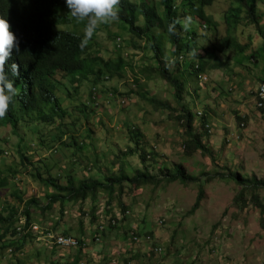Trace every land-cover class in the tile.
Here are the masks:
<instances>
[{
  "label": "rangeland",
  "instance_id": "obj_1",
  "mask_svg": "<svg viewBox=\"0 0 264 264\" xmlns=\"http://www.w3.org/2000/svg\"><path fill=\"white\" fill-rule=\"evenodd\" d=\"M136 1L161 10V0ZM180 1L174 2L177 8ZM194 4L215 24L209 27L197 11L185 6L182 11L177 9L180 35L191 36L185 40L190 50L179 76L186 84L183 103L193 115V128L201 136L203 149L185 155V135L176 119L179 105L173 89L156 73L152 45L161 44L167 62L173 49L167 37L154 28L157 39L151 43L128 33L116 21L100 24L89 39L91 51L97 52L95 68L107 69L97 85L88 77L77 88L69 76L59 72L55 76L56 111L44 107L41 111L46 118L41 119L15 111L24 117L16 127L0 120V218L9 216L12 207L16 215L12 223L18 227L26 204L34 199L30 224L41 231L38 239L31 234L26 240L24 255L13 251L12 264H264V215L253 205L264 203V184L245 195L240 209L233 198L241 188L229 177L237 174L246 184L264 181V108L256 106V90L264 84V0H256L259 28L246 14L231 15L239 6L237 0H213L206 6L194 0ZM78 23L81 27L58 28L81 32L85 22ZM137 24L142 26V17ZM222 40L229 45L217 51ZM191 59L202 62L197 75L187 66ZM166 69L171 72L173 64ZM106 71L113 73L111 79ZM149 97L170 109H156L155 103L147 101ZM133 128L138 132L137 144L129 133ZM131 148L133 155L125 152ZM139 150L150 156L144 165ZM177 167L198 181L182 185L162 179L135 191L124 187L120 195L123 213L116 198L107 209L106 193H99L95 201L66 202L62 208L59 204L49 210L38 207L53 192L38 179L46 177L47 170L64 185L70 177L105 181L121 171L132 177L145 169L162 178L175 173ZM200 187L203 199L190 212ZM94 206L95 215L100 218L101 214L100 222L106 225L99 241L93 238L97 228V220L91 218ZM120 214L123 217L116 223L122 227H110L107 217ZM131 226L139 232L150 230L151 243L129 242L125 231ZM3 227L0 220V233ZM46 232L81 240V251L53 250L44 237ZM17 240L9 233L0 242L4 246L0 245V264L9 262L3 259L4 253L9 243L18 245ZM153 246L162 251L153 252Z\"/></svg>",
  "mask_w": 264,
  "mask_h": 264
},
{
  "label": "trees",
  "instance_id": "obj_2",
  "mask_svg": "<svg viewBox=\"0 0 264 264\" xmlns=\"http://www.w3.org/2000/svg\"><path fill=\"white\" fill-rule=\"evenodd\" d=\"M201 6L210 5L213 0H195ZM239 6L236 11L232 12V16L238 17L239 13L246 14L247 20L259 28V17L256 14V0H237ZM175 0H161V10L149 5L144 1L136 0H120L119 3V18L115 20L121 23L126 31L140 39L146 38L153 42V38L156 40L155 34L152 32L154 28H160L162 31L158 33L160 35H165L167 37V42L173 47L170 59L166 62L165 58L162 57L161 44L157 41L155 46L152 45V50L154 51V58L157 60L158 69L156 73L163 79L172 89L174 94V99L179 105L178 115L176 119L180 122L183 127L184 138V148L185 155L191 156L196 149L204 148L201 140V136L197 134L193 128V115L191 112L185 109V104L183 103V94L185 91L186 84L179 79L180 68H183V62L189 55V43L191 36L184 37L180 35L181 32L178 30L180 28L179 24V14L177 9L181 11L184 6L192 11H197L199 18L204 20L209 27L212 24L210 18H205L203 10L196 7L194 0H181L178 6L174 5ZM233 6L230 7V10ZM0 11L3 13L2 17L7 20L10 26V31L13 32L14 36L18 42V48H14L10 57L5 62V71L9 72L8 65L15 63L17 65V74L11 76L13 80L14 87L17 89V93L14 97L13 102L9 105L8 111L3 118V122L12 123L16 127L18 121L24 117H18L15 115V111L21 112L22 115H30L32 119L46 118V113L41 111L44 107L51 106L50 112L56 111L58 108L57 97L55 95V76L57 73L61 72L66 76H69L71 83L75 84L77 88L82 86V82L89 80L93 85H97L102 79L103 72L107 70L105 67L100 66L95 68L96 65V54L93 52L92 45L89 43L85 47L81 48L80 41L84 36V29L81 32L62 30L58 27H76L81 25L73 18L68 16V9L65 4V0H0ZM238 14V15H237ZM142 17L143 24L139 26L137 24L138 18ZM114 21V22H115ZM169 25H172L171 30H169ZM152 36H150V34ZM188 40L185 42V40ZM229 43L226 40L219 42L217 46V51H223ZM184 52V54H181ZM179 56L183 57L180 61ZM197 62V63H196ZM190 60L188 67L191 68L196 74L195 65L199 66V71L202 69V62ZM173 64V70L169 72L166 69L167 64ZM121 64V63H120ZM119 64V65H120ZM163 65L160 68V65ZM115 63H111L110 67L116 69ZM165 66V67H164ZM109 67V68H110ZM109 73V79L113 76V73ZM19 83V84H15ZM131 91V90H130ZM114 95V94H111ZM148 102L155 103L156 109H167L170 107L157 98H148ZM40 112L43 116H40ZM1 122V123H3ZM207 131V129H205ZM131 138L135 144L139 141L137 139L138 132L133 128L129 129ZM136 138V139H135ZM127 154L133 155L132 148L126 150ZM139 160L144 165L146 158L150 159V156L143 151L139 150ZM47 170L46 177H39L38 179L47 187L52 189V193H47V202L44 206H38L41 210H49L52 205L59 204L62 205L66 202L71 201H84L87 198H91L93 201L99 193H106L107 204L110 205L113 199H117L119 206L121 207V212L125 211V206L120 200V195L125 189L135 191L145 185H153L159 183L162 179L167 182L178 181L182 185H187L189 182L198 181L196 176L187 174L180 167L176 168L175 173L166 174L159 178L147 172V170H137L135 175L132 177L127 176L123 171L119 172L118 175L114 177H108L105 181H99L97 179L88 177L84 180H75V178H68L64 185L60 184L59 181L51 176ZM223 178H227L221 176ZM233 179L237 185L240 186V191L234 196L233 204L234 206L242 209L244 203L245 195L250 193H255L260 185L264 184V181H255L251 184H246L245 179L241 178L237 174H230L229 176ZM124 184L126 186H124ZM118 191V193H117ZM204 189L199 188L196 201L192 206L190 212L199 208L200 202L203 199ZM17 196V195H16ZM20 200V197L18 196ZM34 199L30 200L26 204L23 215L26 219L25 231L30 224V206L35 204ZM254 207L259 210L261 215H264V203L255 201L253 203ZM10 214L6 218H0L1 223L4 224L2 233H0V242L5 240L7 234L11 233L14 237H17L18 245L13 246L15 243H9V246L13 247V251L22 252L26 240L31 236L30 233H21L14 226L13 219L16 217L15 211L11 207ZM95 206L92 208L91 218L92 221L97 220L95 215ZM15 221V220H14ZM13 225V226H12ZM110 227L119 228L122 224L110 225ZM261 227L264 228V220L261 221ZM128 229V228H127ZM126 229V236L128 235V230ZM138 232L139 236L148 234L153 237L150 230L146 232ZM104 232V231H103ZM102 232V233H103ZM96 233H93V235ZM94 238V236H93ZM95 239V238H94ZM78 240V239H77ZM79 246L75 248L79 252L81 251L82 241L78 240ZM1 245V243H0ZM1 247H4L3 244ZM53 250H56L54 248ZM24 255V254H23ZM1 261V259H0ZM76 262L78 259L75 260ZM21 262L17 261V264Z\"/></svg>",
  "mask_w": 264,
  "mask_h": 264
},
{
  "label": "clouds",
  "instance_id": "obj_3",
  "mask_svg": "<svg viewBox=\"0 0 264 264\" xmlns=\"http://www.w3.org/2000/svg\"><path fill=\"white\" fill-rule=\"evenodd\" d=\"M119 3L120 0H65L68 16L78 22H85L84 36L79 45L81 48L88 44L89 39L100 24L113 22L119 18ZM2 15L3 13L0 11V118L6 115L9 105L13 102L17 93L11 79V76L17 74V65L15 63L8 65L10 76L9 72L5 71V62L10 57L13 49L18 48L17 39L10 31L9 23ZM171 28L172 25H169V30ZM178 59L182 61L183 57L179 56ZM195 69L199 71V66L195 65ZM200 76L201 74L198 75V77ZM109 97H113V95L109 94ZM21 253L20 255L25 253L24 248ZM4 258L9 260L8 263H12L11 257L6 252Z\"/></svg>",
  "mask_w": 264,
  "mask_h": 264
},
{
  "label": "built area",
  "instance_id": "obj_4",
  "mask_svg": "<svg viewBox=\"0 0 264 264\" xmlns=\"http://www.w3.org/2000/svg\"><path fill=\"white\" fill-rule=\"evenodd\" d=\"M202 80L205 81L206 78L205 77H202ZM256 106L259 108V109H262L264 108V84L259 86L256 90ZM107 209H111V205H107ZM108 212V211H107ZM123 214H120V217H117V218H113L112 215H109L107 217V220L109 221V225H117V221L119 219H122V216ZM100 218H101V214H100ZM100 218L97 217V225L95 228L96 231H94V238H95V241H99L100 240V235L101 233L106 229L105 228V224L103 222H100ZM107 224V222H106ZM25 226H26V219L25 217H20L19 219V225L17 227V230L20 232L21 230V233H30V234H35V238L38 239L39 238V234L41 233V231L39 230L40 228H37V226L33 225L32 224H29L26 231L24 230L25 229ZM36 231V232H35ZM138 230L136 228V226H131L130 229L128 230V238H129V242L131 243H137L139 241H144V242H147V243H151L152 241V237L149 236L148 234H144L143 236H139L138 235ZM44 237L45 239H47V241L51 244L52 248H62V249H66V250H69V249H72V248H77L79 246V242L76 238H73L69 235H64V234H61V235H54L50 232H46L44 233ZM152 251L155 252V253H158V252H161L162 251V248L159 247V246H153L152 247ZM7 255L9 257H11L13 255V248H8L7 251H6ZM22 254V253H21ZM8 264H12V263H8Z\"/></svg>",
  "mask_w": 264,
  "mask_h": 264
},
{
  "label": "crops",
  "instance_id": "obj_5",
  "mask_svg": "<svg viewBox=\"0 0 264 264\" xmlns=\"http://www.w3.org/2000/svg\"><path fill=\"white\" fill-rule=\"evenodd\" d=\"M94 236V235H93ZM38 254V253H37Z\"/></svg>",
  "mask_w": 264,
  "mask_h": 264
}]
</instances>
